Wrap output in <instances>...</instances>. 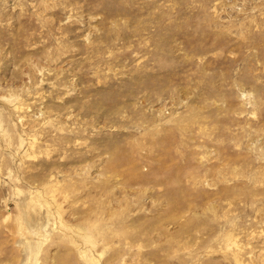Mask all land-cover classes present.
<instances>
[{"label": "rangeland", "instance_id": "rangeland-1", "mask_svg": "<svg viewBox=\"0 0 264 264\" xmlns=\"http://www.w3.org/2000/svg\"><path fill=\"white\" fill-rule=\"evenodd\" d=\"M0 264H264V0H0Z\"/></svg>", "mask_w": 264, "mask_h": 264}]
</instances>
